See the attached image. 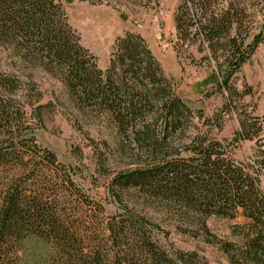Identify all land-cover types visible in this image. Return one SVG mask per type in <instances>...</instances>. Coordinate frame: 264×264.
<instances>
[{"label": "trees", "instance_id": "trees-1", "mask_svg": "<svg viewBox=\"0 0 264 264\" xmlns=\"http://www.w3.org/2000/svg\"><path fill=\"white\" fill-rule=\"evenodd\" d=\"M74 1L0 0V49L11 66L4 70L0 57V264H199L195 253L163 243L148 208L195 225L229 264H264V125L240 106L249 91L232 85L264 43V0H180L176 8L177 61L198 45L213 64L202 86L226 94L211 119L177 95L139 34L118 38L101 70L68 23ZM35 70L59 81L76 109L112 126L114 148L104 142L94 152L114 213L78 183L82 170L37 144L33 132L50 105L40 104ZM230 114L238 129L216 139L212 130L221 133ZM245 144L252 153L239 157ZM115 155L126 167L112 170ZM211 218L242 219L231 228L235 240L211 235Z\"/></svg>", "mask_w": 264, "mask_h": 264}, {"label": "rangeland", "instance_id": "rangeland-1", "mask_svg": "<svg viewBox=\"0 0 264 264\" xmlns=\"http://www.w3.org/2000/svg\"><path fill=\"white\" fill-rule=\"evenodd\" d=\"M179 4L180 0H76L66 5L65 12L81 45L96 58L101 70L108 67L118 38L126 33L139 34L161 64L165 76L173 81L177 95L192 111H200L205 118L211 119L223 110L226 94L214 92L211 85L207 88L202 86L213 70V64L208 65L201 60L205 52L199 53L198 45L190 47L177 61L174 52V13ZM0 57L3 69H10L7 53L1 49ZM30 74L41 96L40 104L50 105L44 113L43 128L34 129L37 144L52 151L60 163L82 170L83 176L77 179L78 183L91 198L104 206L107 213H114L106 195V180L95 171L94 152L95 148L100 153L104 152V142L114 148L112 126L76 109L59 81L40 70ZM232 85L239 92L249 91L250 94L242 99L240 106L264 125V43L234 76ZM207 91L211 92L210 96H207ZM237 129L238 119L235 114H230L223 118L222 132L212 130L211 134L218 140H224ZM251 146L245 144L239 151V157L250 155ZM77 149L81 157L75 154ZM112 159L115 163L111 160L112 170L123 169L129 163L119 155ZM261 189L264 193V177L261 179ZM145 212L166 234L163 243L167 247L195 253L199 264H229L227 257L218 247L209 244L197 232L195 225L169 215L166 210L148 208ZM242 223V219L227 221L211 218L206 225L211 235L223 241H234L230 236L231 228Z\"/></svg>", "mask_w": 264, "mask_h": 264}]
</instances>
